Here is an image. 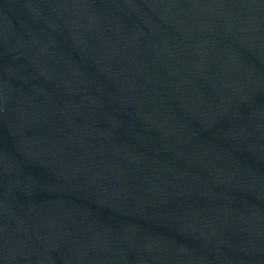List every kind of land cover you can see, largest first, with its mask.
I'll return each instance as SVG.
<instances>
[{
	"label": "water",
	"instance_id": "water-1",
	"mask_svg": "<svg viewBox=\"0 0 264 264\" xmlns=\"http://www.w3.org/2000/svg\"><path fill=\"white\" fill-rule=\"evenodd\" d=\"M0 264H264V0H0Z\"/></svg>",
	"mask_w": 264,
	"mask_h": 264
}]
</instances>
